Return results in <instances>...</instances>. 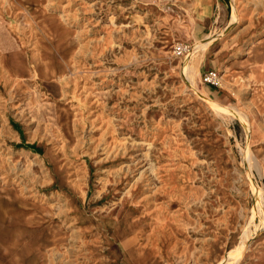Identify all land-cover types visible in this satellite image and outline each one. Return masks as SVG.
Segmentation results:
<instances>
[{"label":"rangeland","instance_id":"1","mask_svg":"<svg viewBox=\"0 0 264 264\" xmlns=\"http://www.w3.org/2000/svg\"><path fill=\"white\" fill-rule=\"evenodd\" d=\"M232 263L264 264V0H0V264Z\"/></svg>","mask_w":264,"mask_h":264},{"label":"built area","instance_id":"2","mask_svg":"<svg viewBox=\"0 0 264 264\" xmlns=\"http://www.w3.org/2000/svg\"><path fill=\"white\" fill-rule=\"evenodd\" d=\"M191 50V47L188 46V44L185 43H177L174 46L173 54L176 57H182L185 54H188ZM204 84L212 87H218L220 85V78L218 77V74L214 71L206 72L203 77Z\"/></svg>","mask_w":264,"mask_h":264},{"label":"bare ground","instance_id":"3","mask_svg":"<svg viewBox=\"0 0 264 264\" xmlns=\"http://www.w3.org/2000/svg\"><path fill=\"white\" fill-rule=\"evenodd\" d=\"M236 19V17H235V15H234V17H233V19L232 20H235ZM182 31V30H181ZM189 31V30H188ZM181 33V32H180ZM189 33V32H188ZM190 34V33H189ZM188 35V34H187ZM183 36V35H182ZM190 36V35H189ZM178 37V36H177ZM182 38H185V37H182ZM183 40V39H182ZM202 44H204V43H202ZM207 45V44H206ZM7 61V60H6ZM5 70V69H4ZM6 71V70H5ZM24 76V75H23ZM224 80V79H223ZM222 103V102H221ZM232 264H234V263H232Z\"/></svg>","mask_w":264,"mask_h":264},{"label":"crops","instance_id":"4","mask_svg":"<svg viewBox=\"0 0 264 264\" xmlns=\"http://www.w3.org/2000/svg\"><path fill=\"white\" fill-rule=\"evenodd\" d=\"M182 43V42H181ZM187 44V43H186Z\"/></svg>","mask_w":264,"mask_h":264}]
</instances>
